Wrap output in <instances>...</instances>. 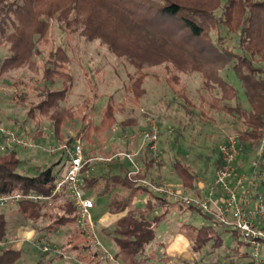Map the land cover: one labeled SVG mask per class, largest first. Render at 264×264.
<instances>
[{"label": "trees", "instance_id": "trees-1", "mask_svg": "<svg viewBox=\"0 0 264 264\" xmlns=\"http://www.w3.org/2000/svg\"><path fill=\"white\" fill-rule=\"evenodd\" d=\"M51 24L67 45L80 37L98 42L116 57L124 58L136 69V77H129L127 88L135 100L144 92L141 88L147 78L142 71L144 67L161 65L169 90L181 102L187 115L192 116L194 105L187 96L181 75L199 74L203 89L214 94L210 99L201 97L199 115L207 118L208 111L203 105L210 111L228 114L233 120L242 163L247 154L251 155L250 168L255 169L254 161L264 138V0H0V47L5 49L0 53V77L42 57L44 39ZM68 51L60 45L49 49L42 66L38 101L30 107L23 121V125L31 121L33 127L29 137L24 136V126L19 131L12 130L18 138L30 142L41 137V117L50 123V134L56 142L54 147L63 140L60 131L66 122L80 121L89 134L104 124L109 127L115 123L114 106L112 100H108L98 125L94 124L95 102L100 99L97 93L94 102L84 98L75 107L61 105L75 87L73 60ZM57 83L61 85L59 90L54 89ZM7 99L24 101L17 93ZM155 124L157 147L163 150V138L168 132L163 131L162 125ZM142 131L152 134L151 124ZM125 132L134 134V138L132 143L124 140L125 150L116 152L121 160L115 165L116 173L96 185L98 179L93 173L97 163L88 157L80 172V186L84 192L96 188L98 196H108L107 212L121 215L112 226L94 221L93 233L80 225L78 209L67 195H52L56 182L67 170L66 151L60 149L48 162L37 165L31 158L19 157V149L23 147L15 143L7 146L8 134L0 132V196L43 197L36 201L20 199L0 206V209L10 208L38 233L32 242L43 257L39 263L44 264L48 256L46 264H93L94 261L100 264L101 260L107 264L170 263L174 259L168 258L166 251L180 235L188 240L187 249L195 258L194 264H241L248 258L246 264H264V248L256 259L250 251L241 252L240 244L245 243L240 241L236 231L223 226L211 212H202L195 205L181 206L180 201L154 192L153 184L161 179L154 175V167L158 170L160 164L154 162L150 143L133 129ZM174 134L167 149L174 158L170 163L172 171L184 188L200 195L199 174L207 176L204 179L207 182L208 174L220 167V158L212 161L211 155L199 153L205 161H201L199 173L195 172L184 157L186 153L181 155L186 152L182 145L188 137L178 131ZM72 141L69 138L68 147ZM133 152L132 159L140 168L130 174L131 163L126 156ZM111 158L109 155L104 159L111 161ZM108 166L110 169L112 164ZM143 180L148 185H143ZM207 187L208 183H204L203 189L207 191ZM121 190H125V195H120ZM141 196H145V201L140 203ZM180 207L183 208L179 215L188 211V216L179 219L176 228L170 225V220L173 210ZM43 222L47 224L42 225ZM68 226L74 227V232L86 242L67 240L57 250L48 244L50 235ZM96 232L107 242L100 244ZM7 234L6 217L0 213V245L5 244ZM227 235L235 242L233 245L226 242ZM108 244L110 250L104 249ZM64 253L68 254V260ZM21 256V248L15 250L11 244L0 247V264H17ZM214 258L216 263L211 262ZM175 259L190 264L183 255Z\"/></svg>", "mask_w": 264, "mask_h": 264}, {"label": "rangeland", "instance_id": "rangeland-1", "mask_svg": "<svg viewBox=\"0 0 264 264\" xmlns=\"http://www.w3.org/2000/svg\"><path fill=\"white\" fill-rule=\"evenodd\" d=\"M70 43V45H67L65 38L60 35L55 25L51 24L50 31L44 39L42 57L34 59L33 62L24 66L22 69L12 71L0 77V132H11L12 130L19 131L20 127L24 126V136L29 137L33 123L29 121L23 125V121L30 107L35 105L38 101L37 93L42 85V66L47 59L49 49L57 45L69 50L68 52L73 60L71 69L75 77V87L69 93L67 101L62 102L61 105L75 107L80 104L84 98H89L94 102V94L97 93L100 99L95 102L96 113L92 116L94 124L98 125L101 119L100 113L108 100H112L114 106L113 117L115 123L109 127L104 124L98 130L91 131L89 134L80 121L75 120L73 122H66L63 124L60 131V137L63 140L58 147H54L53 145H55L56 142L53 135L50 134V123L45 120L44 117H41L39 118V121H41L39 124L41 125L42 136L32 141L29 140V145L26 146L28 149H24L25 147L19 149V157L22 159L31 158L34 164L41 165L48 162V159H50L56 151L62 149L64 145L67 146L69 138H72V142L78 139L82 144L84 158L88 157L92 159L93 162L97 163L93 174L102 182L103 178L109 177L111 174L118 171L115 165L121 160L116 152L122 153L125 150L124 140L128 139L130 143L133 142L134 134H127L125 131L133 129L136 132H140L148 126V124H155L157 122L159 126L162 125L163 131L166 130L168 133L165 139L163 138L165 141L162 148L165 150V153L158 147L160 159L156 160L154 158V162L160 164L158 170L154 167V175L160 176L161 179L153 185L161 187L162 189L165 188V191L167 189L169 192L166 195L180 201L178 204L181 206H187L184 202L187 198L193 200V202L205 199L207 194L205 189H203L204 185L202 187L203 191L201 192L202 196L198 195L197 191L194 192L182 186L170 165L174 159L172 156L173 154L171 153V155L170 151L169 153L167 152L168 143L175 137L174 132L178 131L183 137H188V139L185 140L186 142L184 141L185 144L182 145L183 151L186 152H181V155L186 153L184 157L187 159V163L191 165L193 168L192 170L198 172V169H200L199 167L202 166V162L205 161L199 153L211 155V159L214 161L218 158V146L221 145L227 137H236V132L232 125L233 120L228 114L210 111L206 105H203L208 111L207 118L199 115L200 106L202 104L201 97L210 99L212 95H214L203 89L200 75L197 73L181 75V78L185 82L187 96L194 105L192 109L194 114L188 116L183 106H181V102L166 85L165 79H163L166 77V74L161 65L160 67H144L142 71L147 74V78L141 85L144 92L139 99L135 100L133 94L130 90L128 91L127 88L130 85L129 77H136V69L130 66L124 58L116 57L98 42H89L83 38L76 37L74 40L70 41ZM4 52L5 49L0 47V53ZM60 88L61 85L59 83L54 86L55 90H59ZM14 93L22 95L24 101H9L7 98L11 97ZM86 134H88L87 138ZM48 153L49 155H47ZM109 155L112 157L111 161L104 159L105 157H109ZM133 155L135 157L134 152ZM241 159L242 157L239 153L235 163L236 170L246 177L252 176L248 171L249 166H252L253 157L247 154V156L244 157V163H242ZM133 161L134 165L140 168V165H137L134 159ZM109 164H112L111 170L109 169ZM193 164L197 166V168H195ZM239 166H241L242 169L239 170ZM135 172L134 169L133 173ZM214 172L215 171L208 174L209 178L207 182L204 180L207 176L205 177L199 174V182L212 183ZM259 175L262 178L261 174ZM208 186H210V184H208ZM120 193V195H125V190H121ZM214 193L215 197L221 196L219 190H215ZM85 196L89 197L91 193L86 191ZM144 201L145 196L141 202ZM182 208H176L172 212L170 220L172 222V224H170L171 226L177 228V221L188 216V211L179 215L180 209ZM10 210V208L0 209V213H3L6 217L8 231L7 240L5 244H1L0 247L11 244L12 248L15 250L21 248L22 256L17 264H42L39 262L43 257L34 249L33 243L38 233H35L31 225L26 224L18 214L12 213ZM209 212L219 221L217 209L213 205L209 207ZM90 219L92 226H94L93 218L91 217ZM46 224V222L42 223V225ZM167 229L170 230V226ZM74 231L75 228L72 226L62 228L55 235H50L48 244H52L57 250L58 247L64 245L67 240H72L75 243L86 242L84 237L79 236L75 233L76 231ZM177 238L180 239L179 242L176 241V244L172 246L175 253L172 254L168 252L170 255H167L168 258L174 260L164 264H182L183 261L175 259V255L179 252V255H183L187 258L190 264H194L193 260H195V258L187 249L188 240L184 237ZM99 239L97 240L101 243L102 239L100 237ZM226 242L232 245L235 243L229 235H227ZM173 243L171 245H173ZM109 248L110 244L104 247L106 250H110ZM169 251H171V249ZM240 251L244 253L249 252L250 249L245 244H240ZM64 256L65 260H68V254L64 253ZM49 257L50 256L43 260L44 264H46ZM190 257L193 259H190ZM248 260L249 258L246 262ZM101 262L100 264L108 263L102 260ZM211 262L216 263V259H212ZM246 262L241 264H246ZM93 264H96V261H94ZM219 264H223V262Z\"/></svg>", "mask_w": 264, "mask_h": 264}, {"label": "built area", "instance_id": "built-area-1", "mask_svg": "<svg viewBox=\"0 0 264 264\" xmlns=\"http://www.w3.org/2000/svg\"><path fill=\"white\" fill-rule=\"evenodd\" d=\"M151 129L152 134L146 133V131H138L137 135L150 143V152L158 160L156 128L153 123H151ZM1 132L8 134L7 146L12 143L22 147L29 145L27 140L18 138L13 131ZM62 149L68 155V166L65 174L56 182L52 195H67L78 209L80 225L85 226L90 230V233H93L94 226H92L89 212L94 208V201L92 198L85 196V192L80 186V172L86 163L82 144L76 139L71 147L64 145ZM217 153L221 165L213 174L212 186L208 190L205 199L193 202V200L187 198L184 202L187 205H195L202 212H209V207L213 205L217 209L219 222L223 226L236 231L240 241L250 248L252 257L256 259L264 248V198L262 196L253 197L259 187L254 176L246 177L236 170L235 163L240 149L235 136L227 137L218 146ZM133 156V154L126 156L131 163V174H135L138 170V167L134 165ZM256 156L254 167L264 180V138L260 143ZM134 169L135 173H133ZM141 183L148 185L146 180L141 181ZM152 189L159 194H168L169 192L167 189L165 191V188L162 189L156 186H152ZM215 190L220 191V197H215ZM26 198L35 201L43 199L41 196L6 195L0 196V206ZM250 202L252 206H250Z\"/></svg>", "mask_w": 264, "mask_h": 264}, {"label": "crops", "instance_id": "crops-1", "mask_svg": "<svg viewBox=\"0 0 264 264\" xmlns=\"http://www.w3.org/2000/svg\"><path fill=\"white\" fill-rule=\"evenodd\" d=\"M139 146H140V144H138ZM138 146V147H139ZM139 149V148H138ZM135 151V150H134ZM162 152V151H161ZM251 166H249V171H248V173H251L252 174V176H254V178L256 179V181L258 182V185H260L259 187H258V194L260 195V194H263V196H264V185H262V182H264L263 181V179L260 177V175H259V173H258V171H256V169H254V170H252L251 168H250ZM213 177V176H212ZM211 181V180H210ZM97 184L96 185H100V184H102L103 183V181L101 182V180L100 179H98V181L96 182ZM208 184H210V186H208L207 187V189L209 190L210 189V187H211V182L210 183H208ZM203 185H204V183H202V182H199L198 183V185H197V187L198 188H202L203 187ZM204 188V187H203ZM208 190L206 191V194H207V192H208ZM203 190L201 189V190H199V194L202 196V192ZM86 192V191H85ZM88 192H90L91 193V196H89V197H91L92 199H93V201H94V208H92L91 210H90V212H89V214H90V218L92 217L93 218V221H97V222H99L100 224H102V225H104V226H112V225H114L115 223H116V221L119 219V217L121 216V215H111V214H109L108 212H107V206H108V196H106V195H102V196H98L97 195V190H96V188H92V189H90ZM205 194V195H206ZM258 194H254L253 195V197H256V196H259ZM262 196V197H263ZM142 199H143V196H141V197H139L138 198V201H140V203H141V201H142ZM250 206H252V203L250 202ZM174 211V210H173ZM118 216V217H117ZM95 236L97 237V239H99V234L96 232V234H95ZM177 237H182V236H180V235H178V236H176V238ZM176 238H175V242L173 243V245H171L170 244V246H169V248H168V250H167V254H168V256L170 255L169 253H175V250L173 249V247L172 246H174L175 244H176V241H178L179 242V240L180 239H178L177 238V240H176ZM100 240V239H99ZM101 242V241H100ZM105 242H107V240H105V239H103V241L100 243V244H103V243H105ZM171 249V251H169ZM174 250V251H173ZM169 252V253H168ZM179 254H180V252L179 253H177V255H175V256H179Z\"/></svg>", "mask_w": 264, "mask_h": 264}]
</instances>
